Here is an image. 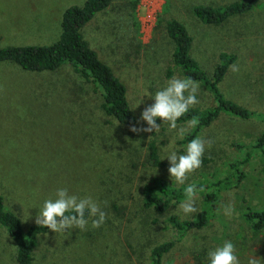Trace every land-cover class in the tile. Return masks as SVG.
I'll return each instance as SVG.
<instances>
[{
  "label": "rangeland",
  "instance_id": "obj_1",
  "mask_svg": "<svg viewBox=\"0 0 264 264\" xmlns=\"http://www.w3.org/2000/svg\"><path fill=\"white\" fill-rule=\"evenodd\" d=\"M85 0H0V47L48 45L61 33L62 14ZM110 0L82 28V34L100 58L125 84L135 121L119 123L101 109V91L91 81L63 63L54 71H28L10 61L0 62V194L6 208L16 212L24 228L46 199H55L66 188L79 198L90 197L106 213L99 228L54 233L37 237L35 264H150L156 244L175 239L177 231L168 217L191 219L179 202L163 212L144 205V189L154 177L178 188L203 185L195 206L200 210L210 184L234 172L220 191L214 215L199 229L187 232L163 255L162 264H208L207 253L231 241L240 264L258 256L264 264V227L253 229L244 214L247 208L264 206V158L252 146L264 130L259 117L239 118L226 113L204 127L199 137L212 141L205 148L200 168L177 185L167 169L168 152L184 154L177 130L161 123L154 132L130 131L147 127L139 120L153 96L174 75L185 78L172 61L174 44L165 31L169 19L182 22L192 38L190 54L211 76L220 53L234 54L219 88L225 97L264 113V0L248 12L231 16L219 25L201 22L193 13L197 4L225 5L235 0H155L153 24L144 23L148 0ZM236 66L232 71L230 66ZM194 107L214 104L199 82ZM139 121V122H138ZM187 121L177 122L178 128ZM158 123V124H159ZM156 141L163 166L148 163L146 146ZM241 144L242 147L237 146ZM250 152L247 161L245 153ZM242 161V163H240ZM226 206L234 211L224 214ZM16 244L0 224V264H17Z\"/></svg>",
  "mask_w": 264,
  "mask_h": 264
},
{
  "label": "trees",
  "instance_id": "obj_2",
  "mask_svg": "<svg viewBox=\"0 0 264 264\" xmlns=\"http://www.w3.org/2000/svg\"><path fill=\"white\" fill-rule=\"evenodd\" d=\"M139 0L131 1L135 8ZM258 0H235L225 5L197 4L192 7V13L203 23L219 25L229 17L250 11ZM110 0H85L81 6L71 5L65 9L61 19V33L58 39L48 45H9L0 47V62L10 61L28 71H54L63 63H69L73 71L85 80L94 83L101 91V109L106 115L115 118L119 123L132 124L135 117L127 99L125 84L114 74L112 68L100 58L82 34V28L99 11L105 9ZM165 31L172 40L174 47L172 61L178 66L185 78H191L201 83L211 94L214 104L207 107H191L177 122H184L196 117L197 126L186 134L181 142H189L198 136L200 131L210 125L220 113H226L239 118L259 117L264 121V113H256L247 107L225 97L219 88L228 67L235 61L234 54L220 53L219 62L211 76L203 71L190 54L192 38L186 26L177 19H169ZM157 119V123H159ZM237 146H241L238 144ZM264 158V130L255 139L252 146ZM147 161L152 166H163L156 141L151 139L146 146ZM250 152L245 153L243 161H247ZM242 163V161H240ZM264 168V165H263ZM244 173L235 167L234 172L224 178L212 182L211 190L204 194L202 208L191 219H179L176 215L168 217L170 225L177 231L175 239L166 240L153 246L150 251V264H162V257L187 232L204 227L214 215L215 205L220 191L227 187L232 177H243ZM199 189L203 185H196ZM184 186L178 188L168 185L162 177H154L144 189V205L152 207L157 212H163L171 202L185 199ZM253 229L264 227V206L247 208L244 214ZM86 213V218H87ZM0 224L5 227L8 235L16 244L15 259L17 264H35L33 251L38 235L49 231L47 227L32 224L24 228L18 214L8 208L0 194Z\"/></svg>",
  "mask_w": 264,
  "mask_h": 264
},
{
  "label": "clouds",
  "instance_id": "obj_3",
  "mask_svg": "<svg viewBox=\"0 0 264 264\" xmlns=\"http://www.w3.org/2000/svg\"><path fill=\"white\" fill-rule=\"evenodd\" d=\"M230 68L234 72L238 70L234 65ZM199 88L200 85L190 77L180 78L174 75L166 81L162 89L150 96L154 102L141 112L139 120L146 122L147 127L132 125L130 131L135 133L159 131L161 123L156 122L159 119L168 125L169 130L178 129L177 135L182 139L199 123L198 119L193 117L185 126L178 128L177 125V120L199 103L197 99ZM211 143L212 141L197 136L187 143L184 154H178L176 151L168 152L165 156L169 162L167 172L177 185H184L189 174L201 167L205 148L211 147ZM203 191L204 188L198 189L195 183L187 184L184 188L186 199L179 205L183 214L190 215L199 211L195 203L199 198L198 193ZM233 211L231 206H226L224 214L231 216ZM86 213L92 218V228H99L105 222L106 213L92 198H79L69 194L66 188H60L55 193V199L50 198L43 202L35 216V223L40 227H47L54 233L69 232L71 229L84 230L89 223ZM207 257L208 264H240L231 241H225L221 246L210 250ZM247 264H262V260L258 256H251Z\"/></svg>",
  "mask_w": 264,
  "mask_h": 264
},
{
  "label": "built area",
  "instance_id": "obj_4",
  "mask_svg": "<svg viewBox=\"0 0 264 264\" xmlns=\"http://www.w3.org/2000/svg\"><path fill=\"white\" fill-rule=\"evenodd\" d=\"M157 6H156V1L155 0H148V5L146 8L145 12V18H144V23L147 26H151L153 24V20L155 17V13L157 12Z\"/></svg>",
  "mask_w": 264,
  "mask_h": 264
}]
</instances>
